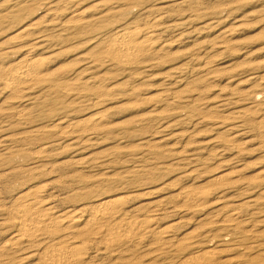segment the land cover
<instances>
[{
	"label": "rangeland",
	"instance_id": "374dc122",
	"mask_svg": "<svg viewBox=\"0 0 264 264\" xmlns=\"http://www.w3.org/2000/svg\"><path fill=\"white\" fill-rule=\"evenodd\" d=\"M149 26L158 50L111 49L120 29ZM36 59L38 80L3 84ZM261 119L264 0H0V245L23 192L59 211L116 195L127 219L153 215L157 227L199 234L198 247L98 234L78 264H182L205 249L218 264H264ZM200 191L208 197L188 207L184 195ZM221 193L225 211L212 212ZM233 207L239 227L213 222ZM46 244L1 249L0 264H43Z\"/></svg>",
	"mask_w": 264,
	"mask_h": 264
},
{
	"label": "bare ground",
	"instance_id": "6f19581e",
	"mask_svg": "<svg viewBox=\"0 0 264 264\" xmlns=\"http://www.w3.org/2000/svg\"><path fill=\"white\" fill-rule=\"evenodd\" d=\"M160 36L161 34L158 32V30L152 28L151 26L139 28L137 30L132 31H129L127 29H120L117 32L114 41L110 43V47L111 49H114V51L117 50V53H120L119 55H121L120 57H122V55L125 58L127 56L128 58H133V56L138 57L145 55L149 52L151 53L153 51L158 50L156 45L157 39ZM37 60L39 59L27 63L23 67L12 69L10 72L5 71V76L3 77V84L7 87L15 88L17 86L21 87L22 85L28 82L38 80L42 75L39 71V68L41 66L39 64L41 62L39 61V63L37 62ZM255 76L256 75H254L253 77ZM89 122L94 124V118H90ZM258 123L260 127L264 129L263 119L259 120ZM232 139H234V137ZM263 171L264 169L262 170V172ZM228 173L223 174L227 175ZM221 177L223 176L221 175L215 177L214 181L216 182L217 179H220ZM220 181L223 180L221 179ZM261 191L262 193H264V187L261 188ZM207 194L208 193L205 194V192L201 191L195 194H193L192 192L190 194H185L183 198L185 204H187L188 207L199 208L202 205L203 200L208 197ZM225 200L226 195L224 193H221L217 200L219 202L217 206L213 208L212 212H219L224 210L223 208H226V203L224 202ZM45 201L46 199L44 200L42 197H40L37 192L32 193V191H26L21 193L15 199V201H13V204L11 206L7 207V214L9 215L8 219L15 223L16 231L11 238H8L2 245H0V250H6L8 253L12 251L19 252L18 250L22 251L27 248H30L31 246L41 244L44 245L47 243V246L43 248V264H78L80 263L85 254L87 256V250H85L87 242L93 240L95 237H97L95 235L98 234L109 235V241L107 243L110 245H113L114 243L112 242L118 240V238L121 237V241H127L129 239L131 240L135 236H141V238H143L142 236L148 234L147 236H155V238L161 241L163 244L168 245L176 241H185L184 243H190L191 246L195 248L198 247L197 240L200 237L199 234H194L195 232L191 234V232H189L186 235L180 236L178 233H176V231L174 232L172 224H168L167 226L162 228H160V225L158 224L159 226L157 227L154 225V223H152V221L154 222L155 217L154 216L152 218L153 215L149 216L151 217L149 218L146 217L147 214L144 213L145 217L142 216L140 218L138 215V218L132 219L133 217H135L133 216L131 219H127V217H125L127 212L125 209L127 207H125L126 200L124 196H110L107 199L103 200L100 204L95 206V208L93 207V209L90 210L84 206L79 209H72L70 211H59L54 204ZM250 201L252 203L253 200ZM238 209L233 207L227 210L223 213L224 215H221L220 219H215L216 221L214 220L213 222L222 226L224 225L239 227L242 224L241 222L243 214ZM154 211H157V215L163 214L167 211V207L155 208ZM210 212L211 211H208L206 213ZM59 231L65 232H63L64 234L62 235H60L59 233V235H57L56 237L51 236L52 233L55 234ZM119 232L122 233L119 235ZM137 239L139 238L137 237ZM216 260L217 259L215 250H196V252H193V254L187 257L182 264H218ZM13 264L23 263L14 262ZM219 264H222V262Z\"/></svg>",
	"mask_w": 264,
	"mask_h": 264
}]
</instances>
